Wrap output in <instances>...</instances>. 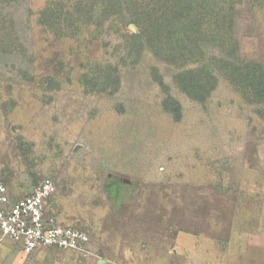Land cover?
I'll use <instances>...</instances> for the list:
<instances>
[{
  "label": "rangeland",
  "instance_id": "1",
  "mask_svg": "<svg viewBox=\"0 0 264 264\" xmlns=\"http://www.w3.org/2000/svg\"><path fill=\"white\" fill-rule=\"evenodd\" d=\"M240 61L264 68V0H0V184L51 181L47 215L90 239L32 260L264 264V100Z\"/></svg>",
  "mask_w": 264,
  "mask_h": 264
},
{
  "label": "built area",
  "instance_id": "2",
  "mask_svg": "<svg viewBox=\"0 0 264 264\" xmlns=\"http://www.w3.org/2000/svg\"><path fill=\"white\" fill-rule=\"evenodd\" d=\"M56 189L49 180L42 182L28 196L9 202L6 188L0 184V232L3 238L25 241L24 251L31 253L37 247H57L64 250L89 253L88 235L80 230L54 225L46 213V202Z\"/></svg>",
  "mask_w": 264,
  "mask_h": 264
},
{
  "label": "trees",
  "instance_id": "3",
  "mask_svg": "<svg viewBox=\"0 0 264 264\" xmlns=\"http://www.w3.org/2000/svg\"><path fill=\"white\" fill-rule=\"evenodd\" d=\"M233 25H235V20L232 19ZM234 29V30H233ZM232 32L235 34L236 33V28H233ZM199 48L200 51L197 54V58L199 59V62L201 64L200 69L205 71V73L210 74L211 73V68H210V63L212 57L214 55L212 54V49H209L206 46V42L204 41H199ZM232 53H235L236 55H240V49H239V44L237 43L236 47L232 48ZM217 57V56H216ZM209 59V61H208ZM226 59V58H225ZM242 61L239 62V65H237V71L240 72L241 76H243L245 79H247L248 82L254 83V91L258 92L260 97L264 100V68L262 65L258 62H249L246 65L242 66ZM236 66V65H235ZM209 77V76H208ZM200 81L196 79L194 76H190L189 78L182 77V82L185 86H183L186 91L189 94H194V95H199V88L202 86L200 84ZM257 85V86H256ZM264 103V102H263Z\"/></svg>",
  "mask_w": 264,
  "mask_h": 264
},
{
  "label": "crops",
  "instance_id": "4",
  "mask_svg": "<svg viewBox=\"0 0 264 264\" xmlns=\"http://www.w3.org/2000/svg\"><path fill=\"white\" fill-rule=\"evenodd\" d=\"M8 194V193H7ZM9 202L14 203V199L8 194ZM25 241H13L2 237L0 232V264H38L32 260L38 248L31 253L24 251Z\"/></svg>",
  "mask_w": 264,
  "mask_h": 264
}]
</instances>
